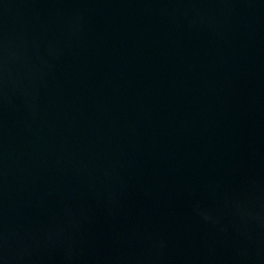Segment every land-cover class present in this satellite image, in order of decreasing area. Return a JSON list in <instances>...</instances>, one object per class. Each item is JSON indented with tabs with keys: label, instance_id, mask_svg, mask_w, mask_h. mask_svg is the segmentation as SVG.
I'll return each instance as SVG.
<instances>
[{
	"label": "water",
	"instance_id": "obj_1",
	"mask_svg": "<svg viewBox=\"0 0 264 264\" xmlns=\"http://www.w3.org/2000/svg\"><path fill=\"white\" fill-rule=\"evenodd\" d=\"M0 264H264V0H0Z\"/></svg>",
	"mask_w": 264,
	"mask_h": 264
}]
</instances>
